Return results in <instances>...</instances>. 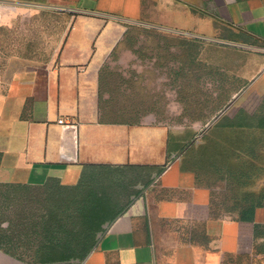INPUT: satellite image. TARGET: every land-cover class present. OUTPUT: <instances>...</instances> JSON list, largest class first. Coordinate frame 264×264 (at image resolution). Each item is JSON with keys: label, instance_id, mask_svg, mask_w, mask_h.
<instances>
[{"label": "rangeland", "instance_id": "rangeland-1", "mask_svg": "<svg viewBox=\"0 0 264 264\" xmlns=\"http://www.w3.org/2000/svg\"><path fill=\"white\" fill-rule=\"evenodd\" d=\"M76 18L53 4L0 0V81L51 63ZM114 22L125 29L99 69L100 119L166 125L169 162L180 160L194 171L201 198L207 199L189 219L162 225L172 236L161 228L152 241L161 249L207 242L203 223L209 217L250 222L245 212L264 205V45L229 27L203 35ZM94 173L108 207L98 241L111 219L152 187L154 175L134 165ZM86 197L57 180L29 188L0 186V231L13 239L9 247L16 253L0 248V264H49L41 257L54 242V229L64 224L77 231L87 222L76 201L83 204ZM11 198L47 230L38 224V232L22 233L17 223L5 222L9 215L16 218ZM252 223L242 227L243 252L233 257L248 264L264 260V225Z\"/></svg>", "mask_w": 264, "mask_h": 264}, {"label": "crops", "instance_id": "crops-1", "mask_svg": "<svg viewBox=\"0 0 264 264\" xmlns=\"http://www.w3.org/2000/svg\"><path fill=\"white\" fill-rule=\"evenodd\" d=\"M31 1L74 11L77 18L51 63L0 81V183L71 186L89 164L144 166L154 175L152 187L109 224L81 264H248L233 257L243 252L244 224L264 225V205L255 207L250 222L207 218L204 243L161 249L152 241L161 228L169 232L166 221L189 219L207 199L194 171L180 160L169 162L166 125L100 119L99 69L125 29L114 21L203 35L229 27L264 45V0Z\"/></svg>", "mask_w": 264, "mask_h": 264}, {"label": "trees", "instance_id": "trees-1", "mask_svg": "<svg viewBox=\"0 0 264 264\" xmlns=\"http://www.w3.org/2000/svg\"><path fill=\"white\" fill-rule=\"evenodd\" d=\"M112 166L113 165L106 164L86 165L79 183L70 186L73 189L83 191L86 194V202H83L82 204L81 200L76 201L79 204V210L84 213L83 215H88V220L87 222H84L83 227L77 231L67 230L64 224L56 227L54 229L55 232L53 233L54 242H52V244L47 247L45 246V249L42 251V262L49 264H80V261L83 262L88 257L90 252L97 244L96 232L101 229L102 224L105 222V218L101 217L102 213H104V211L108 208L106 204H104L106 195L103 196L102 192L98 190L101 186V184L98 182V179L96 178L98 177V173H94V171L96 169H104ZM165 169L166 165L162 166L158 174H161ZM89 171L92 172L90 176ZM88 177H93V184L90 183ZM0 186L29 188L32 185L8 182L0 183ZM11 200L12 202H14V204H11L10 206L15 207L14 214L16 218L12 219L10 217L11 215H9L10 218L6 217L5 222H8L9 224L13 222V225L15 226L17 223L20 227V232L22 233L24 231L38 232V226L42 225V222H39L32 217L23 215L24 212L20 209L21 205H18L19 202H17V200L14 198H11ZM131 203L123 207L120 212L111 219V222L114 221L119 215L124 213ZM245 214L249 215V220H253L255 207L249 208L245 212ZM242 216V220H244V218H246L244 217V213ZM42 227L45 229V231L47 230V227L44 224L42 225ZM12 240L13 239L9 236L8 233L0 231V248H3L5 251L16 255V253L9 247L11 246L10 244L12 243ZM2 244H5V247Z\"/></svg>", "mask_w": 264, "mask_h": 264}, {"label": "built area", "instance_id": "built-area-1", "mask_svg": "<svg viewBox=\"0 0 264 264\" xmlns=\"http://www.w3.org/2000/svg\"><path fill=\"white\" fill-rule=\"evenodd\" d=\"M63 121H64L63 118H60V119H59V122H60V123H63Z\"/></svg>", "mask_w": 264, "mask_h": 264}]
</instances>
